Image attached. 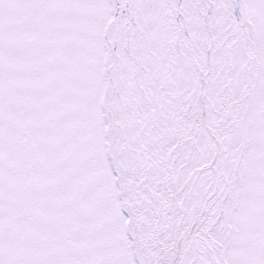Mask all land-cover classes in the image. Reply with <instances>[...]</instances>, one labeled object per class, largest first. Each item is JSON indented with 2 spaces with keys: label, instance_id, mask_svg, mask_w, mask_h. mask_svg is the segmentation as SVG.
Masks as SVG:
<instances>
[{
  "label": "snow or ice",
  "instance_id": "1",
  "mask_svg": "<svg viewBox=\"0 0 264 264\" xmlns=\"http://www.w3.org/2000/svg\"><path fill=\"white\" fill-rule=\"evenodd\" d=\"M0 264H264V0H0Z\"/></svg>",
  "mask_w": 264,
  "mask_h": 264
}]
</instances>
